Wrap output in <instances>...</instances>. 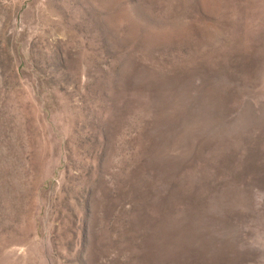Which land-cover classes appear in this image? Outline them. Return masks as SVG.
<instances>
[{
  "label": "rangeland",
  "instance_id": "obj_1",
  "mask_svg": "<svg viewBox=\"0 0 264 264\" xmlns=\"http://www.w3.org/2000/svg\"><path fill=\"white\" fill-rule=\"evenodd\" d=\"M0 264H264V0H0Z\"/></svg>",
  "mask_w": 264,
  "mask_h": 264
}]
</instances>
